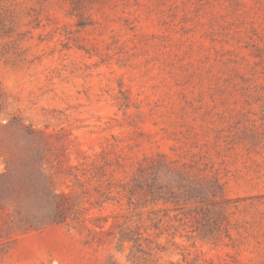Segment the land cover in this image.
Returning a JSON list of instances; mask_svg holds the SVG:
<instances>
[{"label": "rangeland", "instance_id": "rangeland-1", "mask_svg": "<svg viewBox=\"0 0 264 264\" xmlns=\"http://www.w3.org/2000/svg\"><path fill=\"white\" fill-rule=\"evenodd\" d=\"M157 153L213 163L227 229L116 193ZM46 179L83 215L23 231ZM0 264H264V0H0Z\"/></svg>", "mask_w": 264, "mask_h": 264}, {"label": "trees", "instance_id": "trees-1", "mask_svg": "<svg viewBox=\"0 0 264 264\" xmlns=\"http://www.w3.org/2000/svg\"><path fill=\"white\" fill-rule=\"evenodd\" d=\"M39 150V149H38ZM211 163V165H209ZM193 160L192 164L186 160L173 159L164 153L156 155H146L139 160L135 170L129 180L118 184L116 193L125 196L129 204L136 205L141 201L143 206L154 207L164 205L167 207L181 209L184 214L186 210L189 214L193 211L206 218V224L202 228V237H215L216 231L227 229L228 214L234 213L231 209L230 201L226 197L225 182L222 181L220 173L214 168L212 162ZM189 167V168H188ZM201 174V175H200ZM93 173L87 176L86 180L97 178ZM80 181L79 176L76 177ZM99 185L96 186L97 192L103 195L101 186L105 191H111L113 184L98 178ZM17 192L29 194L30 190H25L20 181L13 182ZM43 188V207L40 212L36 208H29L26 213L20 212L21 221H28L31 214L33 217H40L37 224H28L21 230L27 231L34 228H41L48 225L65 222L69 217L78 219L83 215L81 208L75 207V202L67 193L56 192L52 183L47 179L42 181ZM31 191L35 186L29 183ZM33 189V190H32ZM109 199V197H108ZM136 207V206H135ZM153 226L157 227L161 221V216L151 211ZM22 225L21 223L18 226ZM98 226V225H97ZM227 237L231 236L229 230H225ZM118 240L122 243L136 241V233L130 228L120 230Z\"/></svg>", "mask_w": 264, "mask_h": 264}]
</instances>
